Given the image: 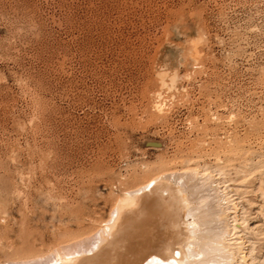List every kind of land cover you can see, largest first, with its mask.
<instances>
[{"label": "rangeland", "instance_id": "1", "mask_svg": "<svg viewBox=\"0 0 264 264\" xmlns=\"http://www.w3.org/2000/svg\"><path fill=\"white\" fill-rule=\"evenodd\" d=\"M235 153L259 224L264 0H0V264L79 248L126 191Z\"/></svg>", "mask_w": 264, "mask_h": 264}, {"label": "bare ground", "instance_id": "2", "mask_svg": "<svg viewBox=\"0 0 264 264\" xmlns=\"http://www.w3.org/2000/svg\"><path fill=\"white\" fill-rule=\"evenodd\" d=\"M225 162L216 158L218 172L184 169L152 177L117 199L83 246L14 264H264V243L257 253L253 246L264 237V176L256 187L262 199L256 224L253 202L239 199L250 191L257 167L237 153Z\"/></svg>", "mask_w": 264, "mask_h": 264}]
</instances>
